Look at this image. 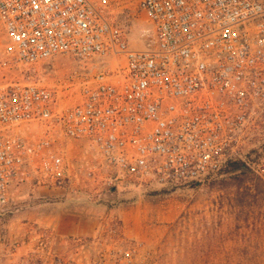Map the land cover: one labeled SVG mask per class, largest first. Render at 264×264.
I'll return each mask as SVG.
<instances>
[{"label":"built area","instance_id":"built-area-1","mask_svg":"<svg viewBox=\"0 0 264 264\" xmlns=\"http://www.w3.org/2000/svg\"><path fill=\"white\" fill-rule=\"evenodd\" d=\"M134 11L144 49L117 22ZM58 56L115 69L51 89L38 67ZM263 130L264 0H0V208L17 182L72 187L70 141L109 187H181L244 159ZM253 169L264 182V156Z\"/></svg>","mask_w":264,"mask_h":264},{"label":"rangeland","instance_id":"rangeland-1","mask_svg":"<svg viewBox=\"0 0 264 264\" xmlns=\"http://www.w3.org/2000/svg\"><path fill=\"white\" fill-rule=\"evenodd\" d=\"M117 22L128 29L133 47L149 46L145 14L134 11L118 16ZM114 69L102 61L86 66L58 56L38 67L37 80L54 89L74 75ZM79 100L73 95L61 102L72 105ZM33 134L38 139L36 128ZM74 142L65 146L70 170L78 175L72 186L90 196L106 182L87 177L82 168L85 144L79 142V153L71 155ZM252 143L243 159L251 168L236 170L251 173L249 179L218 176L196 187L173 189L105 185L107 200L95 206L92 220L82 222L81 232L72 236L60 234L58 222L38 218L37 205L41 203L42 210L44 200L36 187H53L37 181L14 183L9 204L0 208V264H135L136 259L138 264H264V182L253 169L260 157L247 156L264 144V130ZM87 200L97 203L98 198ZM45 203L48 212H59L52 202ZM131 244L140 245L133 263L125 255Z\"/></svg>","mask_w":264,"mask_h":264},{"label":"crops","instance_id":"crops-1","mask_svg":"<svg viewBox=\"0 0 264 264\" xmlns=\"http://www.w3.org/2000/svg\"><path fill=\"white\" fill-rule=\"evenodd\" d=\"M73 152L71 155H76L79 153L80 144L79 142H74L71 145ZM37 195L42 201V210L41 203H38V218L40 215V220L42 221H52L58 222L57 227L60 234L66 236L75 235L77 232H81L82 222H89L92 220L91 215L96 214L95 206L102 205L103 201H106L107 191L105 184L101 185L97 192H93L90 196L93 199L98 198L97 203L94 201H88L87 199L91 198L86 196L84 192H80L75 186H72L68 189H48L46 187L38 186L36 187ZM88 195V194H87ZM52 199V201H49ZM45 202H52L53 206H58L59 212L53 209L52 212H48L49 209L46 207ZM51 204V203H47ZM65 206H68V209H65ZM47 211V212H46ZM42 213V214H41Z\"/></svg>","mask_w":264,"mask_h":264},{"label":"trees","instance_id":"trees-1","mask_svg":"<svg viewBox=\"0 0 264 264\" xmlns=\"http://www.w3.org/2000/svg\"><path fill=\"white\" fill-rule=\"evenodd\" d=\"M260 157L259 160H261V158L264 156V144H262L259 148L256 149H252L250 152H248L247 156L248 157H252L253 155H257ZM242 166H249L248 163L243 160V159H234V160H230L229 162H227L225 164V166L216 174H211L209 175L205 180H198V181H194L191 182L189 184L184 185L183 187H190V186H199L201 184H204L205 182H210L211 180H213V178H217L219 177H239V178H243L244 181L250 178L251 173H247V172H236L237 169H239ZM250 167V166H249ZM251 168V167H250ZM162 189H173V188H178V187H170V186H166V187H161Z\"/></svg>","mask_w":264,"mask_h":264},{"label":"water","instance_id":"water-1","mask_svg":"<svg viewBox=\"0 0 264 264\" xmlns=\"http://www.w3.org/2000/svg\"><path fill=\"white\" fill-rule=\"evenodd\" d=\"M240 171H248V168L247 167H242V168H240Z\"/></svg>","mask_w":264,"mask_h":264}]
</instances>
